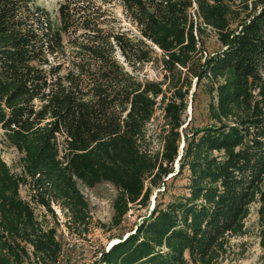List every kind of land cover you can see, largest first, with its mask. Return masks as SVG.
<instances>
[{"label": "trees", "instance_id": "obj_1", "mask_svg": "<svg viewBox=\"0 0 264 264\" xmlns=\"http://www.w3.org/2000/svg\"><path fill=\"white\" fill-rule=\"evenodd\" d=\"M115 3L136 35L112 16ZM207 29L220 48L202 58ZM153 60L163 79L138 78ZM193 79L209 94L210 123L187 128ZM159 104L162 149L151 152L146 126ZM0 129L21 154L19 173L0 156V264H62L51 204L68 229L87 224L79 185L117 189L118 226L181 174L183 191L92 264H218L251 205L264 217V0H62L55 15L35 0H0ZM259 243L264 264V226Z\"/></svg>", "mask_w": 264, "mask_h": 264}, {"label": "rangeland", "instance_id": "obj_2", "mask_svg": "<svg viewBox=\"0 0 264 264\" xmlns=\"http://www.w3.org/2000/svg\"><path fill=\"white\" fill-rule=\"evenodd\" d=\"M62 0H35V2L48 9L53 15L56 14L58 4ZM112 16L120 20L123 27L128 29L132 35L137 34V28L125 17L120 4L115 3L111 7ZM234 26V25H233ZM201 39L202 58L207 54L216 52L220 48V43L217 34L210 29H207ZM157 53L160 51L157 50ZM120 61L122 57L118 55ZM130 70L129 66H126ZM163 69L161 62L153 60L145 63L135 71V75L143 80L160 81L163 79ZM191 86L188 88V106L183 118L189 127H200L210 123L208 116L209 94L205 87L197 83L195 79L191 81ZM182 90L187 89V83L183 82ZM165 88V86H164ZM172 92H167L170 95ZM164 127L163 109L159 104L153 114L150 122L146 126V137L144 147L151 152L160 151L162 149L161 135ZM186 127V124L183 125ZM183 141H181V147ZM0 156L7 163L10 169L15 172H20V157L21 154L12 146L5 142L3 132L0 129ZM178 168V163H175V171ZM185 174H181L174 179L167 180L166 190L161 186L155 188L150 197L148 207L132 206L127 212L120 225L113 226L111 224L113 207L112 202L117 193V189L108 183H99L92 188L79 185V189L89 206L88 223L84 226L81 224L73 225L68 229L66 224V211L57 203H52L51 208L54 211L56 220L44 207L32 203L34 212L41 220L45 217L48 225H55L57 221V234L60 233V239L63 242V256L61 263L66 264L69 257V264H92L93 261L100 257L102 250H108L110 245L118 238H124L127 234L133 232L136 225L141 222V219L148 216L152 211L153 206L157 201L166 202L171 199L173 194L183 191L185 184ZM29 188L22 186L20 195L23 199H30L28 196ZM258 204H253L250 207V213L245 220V233L242 236L232 237L229 241V248L226 255L218 264H260V256L263 250L259 243V233L264 226V217L261 218L257 212ZM70 230V231H69ZM24 264H35L31 261Z\"/></svg>", "mask_w": 264, "mask_h": 264}, {"label": "water", "instance_id": "obj_3", "mask_svg": "<svg viewBox=\"0 0 264 264\" xmlns=\"http://www.w3.org/2000/svg\"><path fill=\"white\" fill-rule=\"evenodd\" d=\"M119 240V239H118ZM118 240H115L110 246H112L114 243L118 242ZM110 248V247H109Z\"/></svg>", "mask_w": 264, "mask_h": 264}]
</instances>
